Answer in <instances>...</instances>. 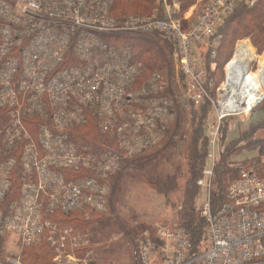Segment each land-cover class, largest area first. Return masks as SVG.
Wrapping results in <instances>:
<instances>
[{"label":"built area","instance_id":"built-area-1","mask_svg":"<svg viewBox=\"0 0 264 264\" xmlns=\"http://www.w3.org/2000/svg\"><path fill=\"white\" fill-rule=\"evenodd\" d=\"M257 1L206 0L191 18L176 16L178 0L122 16L112 13V0H0V234L25 246L46 239L57 264H86L91 233L51 216L105 211L113 174L168 139L177 120L168 83L139 59L136 39L156 34L168 45L185 96L212 103L220 122L233 111L222 106L224 85L215 100L219 87L208 73L219 27ZM79 129L104 139L88 143ZM216 134L217 127L213 144ZM203 173L205 243L196 249L185 227L159 225L143 233L139 264H264V155L239 168L214 208L212 163Z\"/></svg>","mask_w":264,"mask_h":264},{"label":"rangeland","instance_id":"rangeland-1","mask_svg":"<svg viewBox=\"0 0 264 264\" xmlns=\"http://www.w3.org/2000/svg\"><path fill=\"white\" fill-rule=\"evenodd\" d=\"M205 2L206 0H178L179 8L176 16H181L185 13L191 18H194ZM159 4L160 0H153L151 5L146 9V12L150 11L154 6H159ZM129 14L137 13L131 12ZM138 41L153 44L164 55L165 61L161 69H159L157 64L151 67L162 71V75L168 83L170 94L172 95L177 110V120L173 124L174 126L172 125L169 129L172 135L169 134L168 139L162 141L160 145L149 152L126 161L124 163L125 166L113 174L111 178L112 192L107 208L98 215L114 219L116 224L114 225L115 233L101 237L100 239L101 235L97 233L96 229L93 230L88 226L81 228V231L91 233V251L86 253L87 259L84 260L86 264H139L140 248L138 246L143 239V233L148 231L152 234L159 225L165 227L177 225L179 218L177 211L181 208V203L184 202L183 200L185 198L182 199V195L185 191H188V195H191L194 207L198 209L200 206L201 215V208L207 199V193L200 185L201 188L195 187L193 183L187 186L188 165L182 141V139H188L190 128L193 125L203 126L205 128L206 134L202 137V144L204 143L205 146H209V150L205 156L207 159L204 169H209L212 163L210 187L213 179L216 177L215 167L220 158L224 157L226 159L227 164H225V167L228 168V173L224 175L226 181L235 178L240 167L258 165L261 156L264 155L257 158L258 145L250 144L256 139L264 138V128L257 129L252 136H249L243 142L237 141V138L244 133H250L249 129L253 125L264 120V94L261 100L256 103H259L258 105L255 104L256 106L245 108L242 111H233V113L224 116L220 122L216 119L214 105L209 103V105L205 106L207 112L206 119L198 122L197 118L194 120L193 114L201 113V107L198 106V103H194L185 96L181 83L183 77L177 75L170 57L171 48L162 42L156 34L149 35L148 40L136 39V43ZM241 41H247L251 45L255 56L257 58L260 57L264 63V50L258 51L251 43L249 37L234 40L230 46L228 55H223L219 60L215 59L213 61L215 63V70L220 64L218 67L220 74L215 75V82L219 87L214 93L215 100L218 91L225 83L226 74L224 67L226 63H222V61L228 56H230L229 59L232 57L237 44ZM257 58L249 61L251 71L257 68ZM218 95L220 98V93ZM216 127L217 134L213 144L212 141L210 142V139H212ZM153 156H155V159L157 158L153 163V167L160 175L170 173L175 176L176 187L167 199L155 191L153 187H149L146 182L142 181L138 177L139 172L134 170V166L138 162L146 159L152 161L154 158L152 159L151 157ZM203 170L202 177L204 176ZM209 193H211V190H209ZM107 226L108 224L102 223L100 229H107ZM94 237L95 239L92 240ZM0 240L2 241L0 244V264H14L12 263L14 259H17V263L15 264H23L24 255L22 254V249L26 246L21 245L17 236L13 233L0 234ZM112 245L117 247L114 253H107L108 256L105 254L102 257L96 254L100 250L104 251L108 249L110 251V247H113ZM55 254L57 255V252L53 250V257ZM153 256H155V253H153ZM52 261L54 264H57L53 258Z\"/></svg>","mask_w":264,"mask_h":264},{"label":"trees","instance_id":"trees-1","mask_svg":"<svg viewBox=\"0 0 264 264\" xmlns=\"http://www.w3.org/2000/svg\"><path fill=\"white\" fill-rule=\"evenodd\" d=\"M152 2L153 0H112L111 11L117 16L126 15L131 12L137 14H145L149 12H146V9L149 7V5H151ZM219 32L221 33V42L215 58L217 60H219V58H221L223 55H228L230 46L232 45L234 40L244 37H249L253 46L256 47L258 51H263L264 0H258L252 7L238 6L237 8H235L225 18L224 22L219 27ZM136 45L137 47H140V56L138 57L146 64L148 71L155 69L151 66H154L156 64L158 65L159 69L162 68L165 59L163 53L160 52L158 48H155L152 44L154 47L153 48L149 42L145 43L142 41H138ZM202 57L206 63V68L208 69V63L211 61V59L205 52L202 54ZM229 57L230 56L223 60L222 63H226L229 60ZM218 67H216V70L214 69L215 71L208 72L209 75L213 77L214 81H216L215 75L220 74ZM160 72L162 73V71ZM198 104V106L201 107V113H194L193 118L194 120L197 118V121L200 122L207 117L205 106L209 105V102L205 100L200 101ZM259 128H264V120H261L257 124L253 125L249 129L250 133H244L237 138V141L243 142L244 140L248 139L249 136H252L253 133ZM80 130L81 129H79V131ZM81 131L80 136L88 137V139L86 140L88 143H93L95 139L99 141L104 139L103 135L95 130L92 134L89 133L86 129H83ZM205 134V128L203 126L193 125L190 128L188 139H182L184 144V154L186 156L188 165V175L186 179L187 186L190 183H193L195 187L201 188L199 185H197L196 181L198 180V178L202 177V170L206 166L205 163L207 158H205V156L208 153L209 146H205L204 143L202 144V137H204ZM250 144L258 145L259 149L257 150V158L264 154V138L256 139ZM154 157L155 156L151 158L153 159ZM155 160H157V158H154L152 161L150 159H146L144 161L142 160L138 162L136 166H134V170L139 172L138 177L141 178L142 181L146 182L149 187H153L155 191L159 192L167 199L170 193L173 192L176 187L175 176L170 173L160 175L153 167V163ZM225 164H227L226 159L222 157L218 160L215 167L216 177L213 179L211 183L212 185L210 187V198L213 208L217 207L225 200L226 186L231 181V179H228L226 181V178L224 179V175L228 173V168L225 167ZM10 178L12 180V188H14L13 191L17 192L20 185V170L18 166L11 172ZM182 199H184V202L181 203V208L177 211L179 215L177 225L183 226L189 231L194 248L200 249L205 243V220L202 215H200V206L198 207V209L194 207L192 197L191 195H188V191H185V193L182 195ZM100 213L102 212L89 211V215H83L81 211H75L68 215L55 213L51 216V218L61 224H71L78 228H84L88 226L93 230L96 229L97 233H100L101 239V237H106L109 234L115 233L114 225L116 224L114 219H110V217L107 218L103 215H98ZM102 223L108 224L107 229H100V225ZM94 239L95 237L92 240ZM1 242L2 241L0 240V244ZM116 248V246H113L112 248L110 247V251L108 249L104 251L100 250L97 251L96 254L101 257L102 255L105 256V254L106 256H108L107 253H114V251H116ZM53 250L54 249L51 246L50 242L46 239H42L37 246H26L22 249L24 261H21L23 264H54L52 261Z\"/></svg>","mask_w":264,"mask_h":264},{"label":"bare ground","instance_id":"bare-ground-1","mask_svg":"<svg viewBox=\"0 0 264 264\" xmlns=\"http://www.w3.org/2000/svg\"><path fill=\"white\" fill-rule=\"evenodd\" d=\"M254 58L257 57L247 41L237 44L232 57L225 64L226 94L223 107L242 111L261 100L264 94V63L260 57L257 58V68L251 71L249 61Z\"/></svg>","mask_w":264,"mask_h":264},{"label":"water","instance_id":"water-1","mask_svg":"<svg viewBox=\"0 0 264 264\" xmlns=\"http://www.w3.org/2000/svg\"><path fill=\"white\" fill-rule=\"evenodd\" d=\"M263 74H264V72H263Z\"/></svg>","mask_w":264,"mask_h":264}]
</instances>
